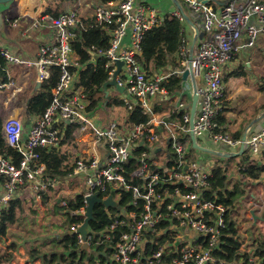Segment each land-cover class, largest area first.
<instances>
[{
	"label": "built area",
	"instance_id": "1",
	"mask_svg": "<svg viewBox=\"0 0 264 264\" xmlns=\"http://www.w3.org/2000/svg\"><path fill=\"white\" fill-rule=\"evenodd\" d=\"M180 2L202 17L205 32L195 46L190 68L201 102V115L195 118V135L199 139L206 134L229 148H240L242 138L234 139L227 131L217 130L216 117L224 98V70L227 64L235 53L254 47L264 36V0H231L221 6L201 0ZM173 15L185 22L180 10ZM93 17L111 35L109 48L102 53L99 51L108 59L109 80L117 69L116 61H124L117 76V81L125 86L129 96L124 102L128 111L140 105L142 113L149 120L132 124L129 129L122 128L117 121H111L108 125L98 123L87 111V97L76 86L78 80L72 70L75 66L72 41L78 34L77 29L85 28L83 17L76 8L66 9L57 15H41L34 26H44L52 35L49 42L41 45L36 61L12 54L0 42V57L11 63H35L41 82L50 78L52 67L60 71L59 80L52 89L50 104L41 114L31 116L26 129L19 116L0 121V133L22 154L19 164L0 154V212L8 209L12 200L21 198L18 190L26 183L29 182L39 201L43 196L42 191L60 182L53 176L49 180L44 177L47 167L41 161V151L61 147L66 125L70 124L76 131L78 141L86 143L91 140L88 143L90 147L104 142L106 153L96 154L87 147L69 163L72 170L67 174H87L86 190L81 194L84 204L78 208L74 203L69 205L63 202V205L73 209L72 215L81 217L69 229L77 230L84 223L88 196L98 194L105 199L114 192V199L119 203L122 191L132 192L129 210L123 207L124 212L118 209L120 212L115 215L110 213L114 217L110 228L96 232L89 227L86 239L76 231V250L80 258H100L104 255L102 252H106L105 256L111 264H217L213 250L225 225L226 207L205 197V191L211 187L209 177L213 167L207 168L206 162L198 158L201 154L194 156L191 150V117L185 103L181 102L178 106L182 114L179 122L157 118L152 104L153 98L166 92V80L172 75L183 76L188 68L190 47L186 42L189 41L184 40L179 49L178 69L169 72L160 69L149 75L138 54L145 32L164 19L159 10L146 1L113 0L96 3ZM19 22L20 18L13 20L15 25ZM129 35L131 42L126 46L125 39ZM8 84L0 82V88ZM247 134L244 151L248 149V154L255 160L263 157L264 126L256 131L248 129ZM166 141L171 144L175 155L176 165L173 167H168L164 161L166 156L170 159L169 150L164 152L162 158L155 159V155L163 151L162 142ZM139 145L145 149L131 177L140 182L131 184L125 176L126 164ZM179 180L182 183L179 184ZM175 184L182 185L184 189L173 187ZM108 190H112L111 193H107ZM140 200L144 201L140 212L131 209V205L139 208ZM259 205L263 206L264 201L260 200ZM162 218L170 222L165 232L171 231V239L165 243L158 240L162 232L158 223ZM151 239H154L153 243L149 242ZM1 240L5 242L6 239ZM203 242H207V245L204 246ZM85 244L88 248L84 247ZM104 244H108L105 249H99ZM149 244L152 246L149 247ZM241 250L247 256L232 264H264V251L248 248L246 243H243ZM168 255H172V258L166 262L165 256Z\"/></svg>",
	"mask_w": 264,
	"mask_h": 264
},
{
	"label": "trees",
	"instance_id": "2",
	"mask_svg": "<svg viewBox=\"0 0 264 264\" xmlns=\"http://www.w3.org/2000/svg\"><path fill=\"white\" fill-rule=\"evenodd\" d=\"M110 1L113 0H96L97 3H107ZM209 3L216 5V3L212 1ZM60 11L61 10H56L51 12V14L57 15ZM82 19L85 28H78V34L72 41L75 58V66H73L72 70L74 74H77L78 83L76 86L80 88L87 97V111L92 112L95 108L102 106L107 100L103 85L109 80V68L107 66L108 59L101 53L109 48L111 35L104 26L96 23L94 17ZM184 40L186 41L184 21L180 20L173 14H167L159 25L147 30L141 41V49L138 54V58L143 64L147 74L151 75L155 71L166 68L167 66H180L178 52ZM6 63V59L1 56L0 77L4 76L6 73ZM79 65L80 67H76ZM232 75L244 76L246 75V72L242 67L241 69H236ZM59 77V69L57 67H52L50 78L43 81L44 83L42 84L41 90L29 100L27 113L30 116L41 114L45 111L52 100V89L57 84ZM182 82V76L172 75L166 80L164 86L169 92H175L180 90ZM111 104L125 105L123 100L114 96H112L107 105L109 106ZM220 108L221 109H219L216 117L218 124L217 130L229 132L230 130L227 128V118L223 114L225 107H222L221 105ZM178 116L181 118L182 114H178ZM148 120L149 117L142 113L140 105H135L131 111H128L127 122L131 124L147 122ZM74 130V127L70 124L66 125V134L62 140V144L75 141ZM243 133L244 130L239 129L235 131L232 136L234 139H241ZM166 144L170 150V159L166 156L164 161L168 167H173L176 165L175 155L170 147L171 144L167 141ZM144 149L145 147L143 145H139L134 151L133 157L126 164L127 169L125 176L127 181L131 184H138L140 182L136 178L132 179L131 172L139 166V157ZM191 150L195 151L192 145ZM160 152L161 151L157 154ZM0 154L9 157L15 164H19L22 156L21 152L10 145L7 138L2 133H0ZM70 155L71 153L69 150L65 152L58 146L51 147L50 149H44L41 151V161L46 164L47 172L51 176L62 179L72 170L71 165L67 163L70 159ZM242 156L244 157V160L238 165L240 178L245 180L242 185L239 180L230 187L227 169L222 168L220 165H216L212 169V175L209 177L211 187L205 191V197L207 199L216 200V202L221 203L226 207L224 215L225 225L221 228V234L216 249L213 250V256L215 257L217 264H232L247 256V254L241 250L243 240L242 234L238 230L237 207L247 193L245 184L248 183L247 181L259 178L264 170V166L255 159H252L251 155L248 154L247 156L245 151ZM172 186H178L181 189H184L182 185L175 184ZM111 191L112 190H108L107 193H111ZM131 199V191H122L119 204L129 210V202ZM42 200H44L43 202L48 201V195L46 193L42 196ZM22 201L21 198L12 200L9 208L0 212V240L1 238H7L10 226L22 220L24 212L26 211ZM57 203V201L54 203V206H52L53 209L55 210L59 207L65 218L60 225L69 229L74 222L81 219L79 215L71 214L73 209L62 204L57 205ZM139 203V208H135L131 205V209H136L140 212L144 201L140 200ZM83 204L80 195L77 198L76 207L79 208ZM116 212L120 211L115 207L107 209L103 204H96L94 208V217L90 222L91 229L96 232H101L110 228L114 221V217H112L110 213L115 215ZM169 224L170 222L167 218L159 220L158 228L162 231H160L161 235L158 239L159 243H165L168 239H171V231L165 232V229ZM47 244H49V249L43 250L42 247ZM77 244L78 240L75 235H66L62 237L61 234H58L42 246L32 247L29 250V255L32 259L37 257L42 258L45 264H61L59 263V260H61L63 264H86V261H84L86 258L85 256L82 255L83 257L81 258L77 257V250L74 249L77 247ZM107 245L108 244L101 245L99 249L104 250ZM203 245L206 246L207 242H203ZM150 246L152 245L149 244V247ZM16 249V242L10 243L5 253L0 256V264H10L15 257L14 251H16ZM60 249L64 250V252ZM171 258L172 255L165 256L166 262H169ZM100 259L103 263L111 264V261L107 259L105 255H101ZM89 261L90 264L94 263L93 258H90Z\"/></svg>",
	"mask_w": 264,
	"mask_h": 264
},
{
	"label": "crops",
	"instance_id": "3",
	"mask_svg": "<svg viewBox=\"0 0 264 264\" xmlns=\"http://www.w3.org/2000/svg\"><path fill=\"white\" fill-rule=\"evenodd\" d=\"M15 1L16 0L9 3L8 5H0V10H3V22L0 24V37H1L0 40H2L3 42L2 41L0 42L2 46L9 48L12 54L17 55L22 59L31 60L34 62L38 58V53L41 45L50 41L52 32H50V30L44 26H43L44 28L42 27L37 30L32 29L30 28L31 22L36 17H40L41 15L51 14V12L56 10L64 11L68 8L69 3L65 6V4H63L64 3L63 0H17L19 8L17 12H14V14L11 15L9 12L14 7ZM139 1H146L152 4L154 7H156L159 10L160 15L162 17H165L167 14H173L177 10H180L177 7L174 0H139ZM211 1L216 3V5L215 4L212 5L221 6L231 0H211ZM96 3H97L96 0H85L82 1L81 3L82 5H78L76 9L83 18H90L93 17L94 15L93 12H90V8H89L90 4L91 6L95 7L94 4ZM181 4H183L185 12L187 14H191L190 19L194 25L202 24V17L199 14L193 12L190 9V7L187 6L186 4L182 2ZM8 13L9 15L7 16ZM15 18H20V22L18 25L13 24V20ZM17 27H20L19 34L15 30V28ZM184 31L186 33V39L189 42L190 40H193L195 36L194 27L186 20L184 22ZM24 37H28V38L24 40ZM130 42L131 39L129 35L125 39V45L127 46ZM261 43L264 45V36H262L258 40L254 48ZM254 48L252 47V48L244 49L241 55H243L246 58V60H248V58L252 55ZM239 52L234 54L233 58L226 66V68L228 67L229 73H233L236 67L242 65V62H240L241 58L239 57L240 61L237 60ZM12 65H18V64L12 63ZM18 66L24 67L22 71L19 68L18 70L15 71L16 75L18 74L20 76L19 78L11 76L10 74L11 68L9 69L6 67H5V72H6L5 75L0 77V82L9 83L6 87L2 89L0 93L1 96L0 121L4 122V120L8 117L19 116L24 122L26 129L31 119V116L27 113L29 100L41 90L42 84L44 82H41L38 79L39 69L35 63L32 64L25 63V65L19 64ZM244 66L248 67V65L246 64L242 65V67ZM76 67H80V65ZM179 67H180L179 65L167 66L166 68L161 69V71L169 72L174 69H178ZM75 76H77L76 73ZM245 76L246 75L244 76L232 75V82L230 84L229 90L227 89V86H225L224 89V98L222 101V107L224 106L225 109L223 111V114L227 118V128L230 130L228 133L231 136L235 131L239 129H243L245 133L253 120H256L257 118L264 115V92L263 94H255L251 97L246 98V94H240L236 90L237 85L243 87L245 90L250 89V87L247 86V82H246L247 78ZM188 80L183 79L180 90L175 92H169L166 89V92H162L158 94L155 98H153L152 100L153 110L155 111V115L157 118L166 119L173 122H179L180 117L178 116V114L181 113L178 111V106L181 102L185 103V109L190 113V117H191L193 111L192 109H193V99H194V92H193L194 83L192 78H189ZM4 90H8V91L6 92ZM114 92L123 94L120 97V99L123 100V102L125 98L129 97L127 94L119 92L115 86H112L110 87L111 98L112 96H114L115 94ZM111 98L109 100L107 99L105 103L100 107L106 108ZM125 105H116L117 107L112 106L113 109L111 110H124L120 112L119 116L115 120H117V122L122 126V128L129 129L132 124L127 122V114L129 109ZM100 109L95 108L94 110H100ZM89 114L98 123L102 125H108L109 122L105 121L103 118L96 116L93 111L90 112ZM24 115H26L27 118L26 121ZM200 115H201V102L199 99L195 108V118H198ZM263 126H264V117L258 120L257 122H255L251 126L250 131L259 130ZM161 128L164 129L163 126H161ZM74 135H75V141H73L72 143L67 142L65 144H62V146L60 147L62 151L66 152L68 148L70 149L73 146L82 144L79 153L82 151V149H86L87 147L90 149V151L94 150L96 154L100 153L101 155H104L106 153V146L104 142H100L96 147L93 146L90 147L88 143L91 140H88L86 143L82 140L78 141L76 138L75 130H74ZM197 140L203 147L209 149L221 150L223 152L226 151L237 152L240 149L238 148V150H236V148H226L224 144L215 142L210 136L206 134H203L202 137ZM163 143L164 142H162L161 146L164 145ZM191 145L193 147L192 140H191ZM161 148L163 150V147ZM201 152H202L201 150H198L197 154H201ZM193 154H194V150H193ZM198 158L203 161L202 157H198ZM256 160L261 165L264 166V156ZM67 163L68 164L70 163V159L67 161ZM247 182L248 183L245 184L247 193L240 201L242 206H240L237 209L238 212L237 220L240 221L241 219H251L252 222L250 223V227L256 226L257 228H259L260 232H263L264 227H261V224H264V205L263 206L259 205V201L260 200L264 201V170L262 171L259 178ZM52 196H57V198L53 197V201L54 199L56 200L58 199V202H62V203L65 202L62 198H60V192H50L48 194V202L49 204H52V206H54L53 201L50 202V198ZM71 204L73 203H70L69 205ZM252 210L257 215V219H255L254 216L252 215ZM33 211H35V209ZM19 222H18L19 226H16V224L18 223H15L10 227L9 233L11 231H17L20 237H25L23 236L24 234L25 235L31 234L32 227L36 223H38L37 221L30 223L27 220H22ZM244 225L245 223L242 224V228ZM62 233L63 232L61 233L59 232L57 233V235ZM243 243H246V246L248 248L251 249L254 248L256 250L264 251L263 235L259 237L253 235L251 240H244ZM16 250L19 251V254L16 256L17 257L16 261L18 262V264H44L43 259L40 257L32 259L30 255H25L24 252H22L21 247L18 246ZM86 259L87 258H85L84 261H86ZM14 261H15V257L12 260V263Z\"/></svg>",
	"mask_w": 264,
	"mask_h": 264
},
{
	"label": "rangeland",
	"instance_id": "4",
	"mask_svg": "<svg viewBox=\"0 0 264 264\" xmlns=\"http://www.w3.org/2000/svg\"><path fill=\"white\" fill-rule=\"evenodd\" d=\"M65 6L68 4V8L75 9L78 5H82V1L85 0H63ZM62 2V1H61ZM30 3V2H29ZM9 4V3H8ZM96 6V4H94ZM23 7V6H22ZM19 6H18V1L16 0L14 3V7L11 9L9 12L11 15L14 14V12H17ZM90 12H95V7L91 6L90 4ZM64 10V9H63ZM7 14V16L9 15ZM38 17H36L30 25V28L32 29H39L42 28L43 26H34V22ZM44 28V27H43ZM16 32L19 34L20 32V27L15 28ZM28 37H24V40H26ZM1 39V37H0ZM2 41V40H0ZM191 41L186 42L189 47H191ZM3 42V41H2ZM25 42V41H23ZM254 48V47H253ZM243 50H241L238 54V61L242 62V65H248V67L244 66L243 70H246V82L247 86L250 87V89L245 90L243 87H240L239 85L236 86V90L240 94H246V98L251 97L255 94H263L264 92V45L258 44L254 49L252 55L246 60V58L241 55ZM17 56V55H16ZM240 57V58H239ZM14 64H23L25 65L24 62H13ZM18 65H12L11 62L7 61L6 68H11L10 74L13 77H20L18 74L16 75L15 71L21 69V71L24 69L23 66H18ZM242 65L239 67H236V69H241ZM232 82V73H229L228 67L225 68L224 70V84L227 86V89L229 90L230 84ZM239 84V83H238ZM2 91V88H0V93ZM8 91V90H4ZM262 91V92H261ZM114 97L119 98L123 94H119L117 92H114ZM237 96V94H236ZM1 98V96H0ZM240 98V97H237ZM126 104V103H125ZM112 106L117 107L114 104H111L107 106L106 108L104 107H99L98 109L100 110H94V114L100 118H103L107 122L111 121H117L115 120L121 111L124 110H111L113 109ZM127 106V105H126ZM128 107V106H127ZM25 121L27 120L26 115H24ZM108 123V124H109ZM202 143V142H201ZM163 151L160 152V154L155 155V159H160L164 155V152H166L168 149L167 144L163 143ZM159 145V144H158ZM82 147V144H78L77 146H73L72 148H68L69 152L71 153L70 155V163L73 162V160L79 155V151ZM157 148V147H156ZM238 150V148H236ZM170 151V150H169ZM173 151V150H172ZM221 151V150H218ZM223 152V151H221ZM230 152L226 151L225 153ZM236 152V151H232ZM238 152V151H237ZM198 150L195 149L194 151V156L197 155ZM248 149L245 150V154L248 156ZM201 157L203 158V161L206 162L207 168L209 167H215L216 165H220L222 168L227 169V174L229 176L230 180V187L233 186V184L237 181L240 180L241 185L244 183L245 180L240 178V175L238 173V165L243 162L244 157L242 155L238 156H232V157H226V156H221V155H211L208 153H203L201 152ZM252 159H254L252 157ZM44 177L49 180L52 178V176L45 172ZM60 182H56V184L53 187L48 188L43 192V195L46 193L47 195L50 192H60V198H62L66 203H74L77 204V198L86 190L87 186V174L86 173H77L73 175L67 174L65 178L59 179ZM21 200H23V206H25L26 211L24 212V215L22 217V220H27L30 223H33L34 221H37L33 227H32V233L28 235H23L25 237H20L18 235L17 231H11L7 235V240L4 242H0V256L5 253L6 249L8 248V245L12 242H16L17 248L18 246L21 247L22 252H24L25 255H29V250L30 248L34 246H42L44 243L49 242L51 239H53L57 233H61L65 231V227L60 225L64 218V215L62 211H60V208L57 207L55 210L52 207V204H49L48 201L43 202L42 198L38 200L36 198V194L34 191L31 190L29 182L26 183L20 190ZM69 192V193H68ZM53 197L57 198V196H52L50 198V202L53 201ZM116 198L118 199V195H116ZM58 202V199H54L53 204L55 202ZM62 204V202H58L57 205ZM242 206L241 203L238 204L239 208ZM35 209V211H33ZM21 220V221H22ZM251 219H241L238 221V230L242 234V240H251V238L254 236L259 237V236H264V230L263 232L259 231V228L255 227H250ZM18 223V222H17ZM20 223V222H19ZM19 223L16 224V226H19ZM245 223V225L242 228V224ZM260 226V224H259ZM11 227V226H10ZM261 227H264V224H261ZM10 230V229H9ZM67 230V229H66ZM9 238V239H8ZM49 244L45 245L42 247L43 250L49 249ZM76 250V248H74ZM62 250V249H60ZM64 252V250H62ZM15 254V261L11 264H18L16 261L17 255L19 254V251L16 250L14 251ZM78 254V253H77ZM80 254H78L77 257H79ZM94 263L93 264H103L101 259L99 257H94ZM59 263L63 264L61 260H59ZM45 264V263H44Z\"/></svg>",
	"mask_w": 264,
	"mask_h": 264
},
{
	"label": "water",
	"instance_id": "5",
	"mask_svg": "<svg viewBox=\"0 0 264 264\" xmlns=\"http://www.w3.org/2000/svg\"><path fill=\"white\" fill-rule=\"evenodd\" d=\"M14 0H0V5H8V3L13 2ZM203 3H209L211 0H201ZM174 2L176 3L177 7L180 9L184 19L186 21H188L195 30V36L191 42V47H190V55H189V66L188 68L185 70V72L183 73L182 78L184 80H188L189 77L192 78L193 83H194V99H193V111L191 114V119H190V127H191V140H192V144L193 147L195 149L201 150L202 152L211 154V155H221V156H226V157H232V156H238V155H242L244 153V149H245V141L247 139V132L248 129L251 128V126L257 122L258 120H260L261 118L264 117V115H262L261 117L257 118L256 120H253L251 122V124L249 125V128L246 130V132L243 134L242 137V144L240 146V149L238 152H221L218 151L216 149H209L206 147L201 146L198 141H197V137L195 135V131H194V125H195V108L196 105L198 103L199 100V95L197 93V82L196 79L194 77V75L191 72V65H192V60H193V55H194V50H195V46L198 42V39H202L205 35L204 30H202L203 25L202 24H197L194 25L193 22L191 21L190 17L191 14H187L184 10L183 4H181L180 0H174ZM3 22V10H0V24ZM117 69L114 72L113 78L106 81L103 85V90L105 92V95L107 97V99L109 100L111 98V94H110V87L115 86L119 92L126 94V88L123 85H120L119 82L117 81V76L120 73L122 66L124 65V61L122 60H117ZM226 148H229V146L225 145ZM178 183H182V180H179ZM87 210H86V217L84 220V223L82 224V226H80L77 230L74 229H67L65 230L61 236H66V235H74L76 233V231H78L79 233L82 234L83 238L86 239L87 238V234L89 231V227H90V222L94 217V208L96 204H103L106 208H110V207H115L117 209H121L123 212L125 211V208H123L115 199H114V192H112L107 198L103 199L102 197H100L98 194H94L91 196L87 197ZM252 215L254 216L255 219H257V215L255 214V212L252 210ZM149 242L153 243L154 239L149 240ZM85 248H88V246L85 244L84 245ZM102 254L106 255V252H102ZM86 264H90L89 259H86Z\"/></svg>",
	"mask_w": 264,
	"mask_h": 264
}]
</instances>
